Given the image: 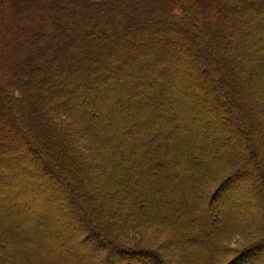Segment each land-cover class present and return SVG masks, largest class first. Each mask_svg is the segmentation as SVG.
I'll list each match as a JSON object with an SVG mask.
<instances>
[{"label":"trees","instance_id":"1","mask_svg":"<svg viewBox=\"0 0 264 264\" xmlns=\"http://www.w3.org/2000/svg\"><path fill=\"white\" fill-rule=\"evenodd\" d=\"M259 144L264 0H0V264H253Z\"/></svg>","mask_w":264,"mask_h":264},{"label":"rangeland","instance_id":"2","mask_svg":"<svg viewBox=\"0 0 264 264\" xmlns=\"http://www.w3.org/2000/svg\"><path fill=\"white\" fill-rule=\"evenodd\" d=\"M228 120H229V117L223 116V120L220 123L221 126L219 128L218 127H216V128L218 130H220V131H224V136H227V137H225L226 138L225 139L226 144L231 143L234 147H237L236 148L237 152L240 153V154L242 153V156H243L244 155L243 154L244 151H242V149L240 147H238L240 141L238 140V138L236 136L237 134L234 131V129L232 128V126L230 125V122ZM233 140H235V143L232 142ZM258 147L261 148L262 151L264 152V144H259ZM221 156L224 157V152H221L220 157ZM216 157H218V156H216ZM220 157H218V159H215L216 163L218 161H220ZM241 161L242 160H239L237 162H241ZM235 162H236V160L232 159L230 164L231 163H235ZM238 165L229 166L228 167L229 168L228 171L236 170ZM42 168L44 170L47 169V168H45V166H42ZM180 172L181 171L179 169H176V171H174V173L176 174L175 175L176 178H178V176L180 175L179 174ZM254 172H255L254 170H251L250 174H249V177H247L244 182L239 181V185H235L232 188V190H227V193L229 192L228 193L229 194L228 197H230V196H231V198L234 197V199L236 201H239L240 198L247 197V199H246L247 200V202H246V205H247L246 207L247 208L243 209V211L239 212V215H241L243 217H245V216L252 217V214L254 213L253 211L256 210L255 209L256 206H257L256 203L259 202L258 198L260 197V195H262V191L264 190V187H262L264 185V183L261 184V186H260L257 183H255V181H252L254 179V177H255V175H254L255 173ZM166 178H167V176H166ZM56 186H58V185H56ZM224 190H226V188ZM234 191H235V193H234ZM215 207L219 208L220 206L215 204ZM238 207H239V205H238ZM151 230L152 229L146 230V231H141V232H139L138 235H135L136 238H135L134 242H137L139 245L138 244H133V242H130L132 245L131 244L130 245L126 244V246L123 247L125 252L134 253V251H136L137 249L139 250L140 248H143V247L150 248V249H153V250L155 249V252H156V250H157V252H160V255L167 262V264H175L174 261H173L174 257L171 255L172 252L168 251V249H166L165 247L162 246L163 241H164L165 238L164 237L157 238V236H155V234ZM231 239H233V240L229 244V247H231L233 250L239 249L240 253H243L245 251V249H246L245 247L247 246V244L251 243V241H252V240H249V238H247V237L246 238H238L237 236L236 237L234 236ZM260 241L262 242L263 239H260ZM142 244H146L148 246H145V245H142ZM240 246H242V247H240ZM263 256H264V251L261 253L259 258L263 257ZM258 259H257V261L255 259L251 260L248 263H251L253 261V264H257L259 262V260H260V259L259 260ZM222 264H227V262H224ZM245 264H246V262H245Z\"/></svg>","mask_w":264,"mask_h":264}]
</instances>
